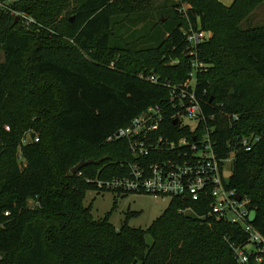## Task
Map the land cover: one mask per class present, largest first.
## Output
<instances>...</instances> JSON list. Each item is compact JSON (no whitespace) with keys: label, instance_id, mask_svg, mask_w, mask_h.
<instances>
[{"label":"trees","instance_id":"1","mask_svg":"<svg viewBox=\"0 0 264 264\" xmlns=\"http://www.w3.org/2000/svg\"><path fill=\"white\" fill-rule=\"evenodd\" d=\"M133 1L14 0L11 10L34 19L28 27L0 11V264H237L230 244L247 242L241 227L182 198L145 230L127 218L116 230L83 203L88 191L103 192L87 180L121 177V164L134 161L125 141L107 139L169 99L139 76L186 80L182 30L197 23L212 32L197 47L207 66L197 89L214 117L215 150L222 159L233 154L228 187L249 201L251 224L264 235V27H239L264 0H182L187 10L161 12L147 38L138 36L142 27L123 39L113 20L134 16ZM164 126L170 138L186 132L169 117ZM251 135L259 142L246 152L238 140ZM82 160L99 163L71 174ZM190 207L205 217L179 213Z\"/></svg>","mask_w":264,"mask_h":264},{"label":"built area","instance_id":"2","mask_svg":"<svg viewBox=\"0 0 264 264\" xmlns=\"http://www.w3.org/2000/svg\"><path fill=\"white\" fill-rule=\"evenodd\" d=\"M13 2L0 0V11L9 10L23 27L35 24L34 19L27 14L11 10L9 5ZM182 33L191 58L186 80L172 85L169 82L161 83L154 76H139L151 85L167 89L169 99L164 105L149 107L107 139L108 142L125 141L134 158L133 162L121 164L124 175L87 182H93L101 191L182 198L204 207L207 209L205 216L238 225L247 237L243 245L235 242L230 244L237 264H261L264 235L251 224L253 210L248 208L249 201L241 196L238 200L239 194L228 187L229 177L224 175V166L230 157L222 159L216 153L213 138L215 127L208 124V120L214 121V117L206 116L197 89V75L205 72L207 67L199 60L197 47L207 42L211 33L202 30L198 23L196 27L188 24ZM177 63L172 61L170 65ZM167 117L180 129L186 130L185 134L170 138L164 126ZM29 141L24 137L21 144L25 145ZM34 141L37 142L38 137ZM258 142L259 137L251 135L238 140V146L248 152ZM187 212L192 217H205L199 216L193 207L179 211L185 215ZM4 216H8V213H4Z\"/></svg>","mask_w":264,"mask_h":264},{"label":"rangeland","instance_id":"3","mask_svg":"<svg viewBox=\"0 0 264 264\" xmlns=\"http://www.w3.org/2000/svg\"><path fill=\"white\" fill-rule=\"evenodd\" d=\"M220 2L229 7L233 0H220ZM133 3L138 7L134 16H119L113 20L114 34L123 39H129L134 30L142 27H144V31L138 36L147 38L148 33L152 32V24L162 16L161 12L164 13L163 17H168L173 7L178 14L183 13L189 7L182 0H134ZM239 27L243 31L264 27V1L240 23ZM207 32H210L212 37V32ZM2 60L3 56L0 54V61ZM5 129L8 130V127H5ZM23 136L30 140L31 132ZM232 160L233 154L224 166L226 178L231 174ZM83 203L85 207L91 208L95 220H101L108 216L109 222L116 230H119L125 218L128 219L130 227L145 230L168 207L170 198L152 197L143 194H127L125 197H118L117 194L111 191L97 192L93 190L86 193ZM186 215L191 216L189 212ZM145 240L147 245H151L150 236L147 235ZM249 249L250 247H248Z\"/></svg>","mask_w":264,"mask_h":264},{"label":"water","instance_id":"4","mask_svg":"<svg viewBox=\"0 0 264 264\" xmlns=\"http://www.w3.org/2000/svg\"><path fill=\"white\" fill-rule=\"evenodd\" d=\"M17 18H15V23L17 22ZM175 124V122H174ZM94 163V164H98L99 161H92V160H82L78 165H76L72 170H71V174H76L77 172H79L82 168H84L85 166ZM238 200H240V195L237 196Z\"/></svg>","mask_w":264,"mask_h":264}]
</instances>
